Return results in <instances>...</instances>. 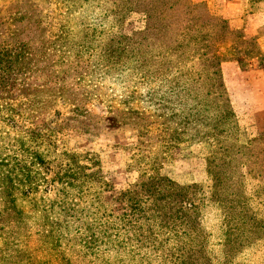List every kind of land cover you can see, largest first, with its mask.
Wrapping results in <instances>:
<instances>
[{
  "label": "trees",
  "instance_id": "obj_1",
  "mask_svg": "<svg viewBox=\"0 0 264 264\" xmlns=\"http://www.w3.org/2000/svg\"><path fill=\"white\" fill-rule=\"evenodd\" d=\"M133 15L143 26L125 35ZM236 36L197 0H0V74L56 81L19 107L0 89V264H264V132L247 134L219 87ZM95 76L121 90L105 119L139 140L119 214L98 200V155L59 139L87 131ZM57 103L66 117L22 124ZM190 145L205 178L182 185L161 170Z\"/></svg>",
  "mask_w": 264,
  "mask_h": 264
},
{
  "label": "rangeland",
  "instance_id": "obj_2",
  "mask_svg": "<svg viewBox=\"0 0 264 264\" xmlns=\"http://www.w3.org/2000/svg\"><path fill=\"white\" fill-rule=\"evenodd\" d=\"M203 2L209 12L221 19L230 32H236L239 46L236 50H231L228 46H220L219 55L222 58L221 75L219 84L221 93L228 98L231 107L239 120L241 128L249 135L264 132V90H259L255 97L247 100L240 99L231 94L232 81L235 67L240 68L241 76L239 80L248 82V79L255 71L253 61L258 67L264 70L261 64V56L264 52V27L260 25L259 14L264 15V11H256L249 7V0H197ZM51 15L55 12L50 8ZM261 15V16H262ZM143 26V19L138 15L129 17L123 26L125 35H132ZM17 37L24 38L26 33L21 32V27L17 26ZM257 69V67H256ZM259 70V68L257 69ZM257 74L255 73L254 76ZM236 77V76H235ZM93 84H99L100 89L95 91V97L87 102L86 110L94 116L89 120L87 131H67L59 139L63 141L67 148L73 149L77 153H94L98 155L101 165L103 183L102 190L98 194L100 204L108 208L112 213L119 214L127 207L124 198L125 189L134 184L137 174L127 171L129 161L128 148L137 146L139 140L135 134L126 129L113 126V123L105 119V95L118 96L120 88L112 87L106 83L105 79L100 81L95 76ZM56 84L55 80L23 81L20 76L13 72L0 74V89L12 96V104L15 107L22 106L24 100L20 97V92L25 88H50ZM113 88V91L110 89ZM106 90V93H105ZM145 93L146 89H138ZM93 93V94H94ZM66 117V108L61 103L53 105L52 111L42 113L36 119H23L22 124L26 127L40 125L52 116L53 112ZM161 173L169 179L185 185L197 183L205 178V163L200 154V147L196 145L181 146L170 151L166 161L162 165Z\"/></svg>",
  "mask_w": 264,
  "mask_h": 264
},
{
  "label": "crops",
  "instance_id": "obj_3",
  "mask_svg": "<svg viewBox=\"0 0 264 264\" xmlns=\"http://www.w3.org/2000/svg\"><path fill=\"white\" fill-rule=\"evenodd\" d=\"M259 14V17H256V20L261 21L260 25L264 27V15ZM256 61H253V67L254 70L251 72L253 75L248 79V82H242V76H241V70L238 67H235L233 70L234 76L231 80L232 81V91L231 94L235 97H238L240 99H247L250 100L255 97V94L257 95V92L259 90H264V70L258 67V64H256ZM259 68V70L256 69ZM257 74L254 76V74ZM242 79L239 80V75ZM236 76V77H235Z\"/></svg>",
  "mask_w": 264,
  "mask_h": 264
}]
</instances>
